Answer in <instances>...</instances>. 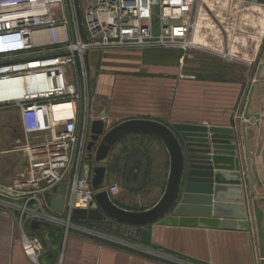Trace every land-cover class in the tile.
I'll list each match as a JSON object with an SVG mask.
<instances>
[{"label":"built area","instance_id":"obj_1","mask_svg":"<svg viewBox=\"0 0 264 264\" xmlns=\"http://www.w3.org/2000/svg\"><path fill=\"white\" fill-rule=\"evenodd\" d=\"M154 1L95 0L82 9L81 0H69L73 8L68 14V0H0V86L9 85L11 94V99L0 98V106L18 108L27 138L19 148L26 157V167L13 183H0V200L28 198L21 209L20 227L24 253L34 264H39L43 240L24 232L27 204L38 202L33 221L62 227L68 235L75 227L74 211L89 210L98 193L91 183L93 168L84 161L93 118L87 113L79 124V93L74 81L76 75L87 78L88 56L98 50L209 49L205 37L202 44L196 37L211 0H157V34ZM221 1L238 5L255 2ZM227 55L223 53L224 58ZM244 63L253 65L250 60ZM77 68H82L80 74L75 73ZM33 84L40 88L30 90ZM68 103L73 105L72 116L57 118L56 107ZM41 133H49L50 138L41 143L30 141V136ZM63 182L68 184L65 211L61 215L45 213L44 193ZM104 190L112 197L120 192V186L112 184Z\"/></svg>","mask_w":264,"mask_h":264},{"label":"rangeland","instance_id":"obj_2","mask_svg":"<svg viewBox=\"0 0 264 264\" xmlns=\"http://www.w3.org/2000/svg\"><path fill=\"white\" fill-rule=\"evenodd\" d=\"M246 1L255 2L238 5L207 1L201 35L199 32L196 40L204 43L205 37L209 49L173 46L92 52L85 60L87 78L74 77L79 93V124L87 113L93 119H100L101 110L105 117L108 115L111 125L160 118H168L171 124L215 126L227 123L229 116L241 106L245 107L264 58V0ZM94 2L81 0L80 7L86 8ZM66 6L71 14L73 6L69 5V0ZM153 11L154 33L157 34L160 21L157 0ZM223 53L228 54L226 58ZM245 60L253 65H245ZM81 69L77 68L75 73L80 74ZM19 115L17 107L0 106V183L4 185L16 181L26 163L19 149L27 139ZM38 138L40 136H31L30 141L36 143ZM85 159L90 168L96 165L88 160V152ZM101 228L103 234L111 236L106 224L102 223ZM103 239L113 245L111 237L103 236ZM136 246L138 244L134 243L128 249L157 262L197 264L181 257L164 258V251L156 247L149 249L153 253L146 254L137 251Z\"/></svg>","mask_w":264,"mask_h":264},{"label":"crops","instance_id":"obj_3","mask_svg":"<svg viewBox=\"0 0 264 264\" xmlns=\"http://www.w3.org/2000/svg\"><path fill=\"white\" fill-rule=\"evenodd\" d=\"M251 87L254 88V92L249 114L259 115L261 119L252 118L246 121L242 118L248 105L247 100L245 107L241 106L236 113L227 118V123L215 126L228 127L232 119H237L239 124L237 135L239 159L244 171L245 198L254 226L253 232L238 228H222V224L214 225L209 221L213 219L208 218L210 223L204 226L201 224L194 227L156 225L153 230L154 245L146 247L141 244L140 236L136 234L134 228L111 221L103 223L108 226L107 232L109 234L112 232L111 236L102 233L100 222H74L75 227L71 229L73 232L70 231L68 235L64 234L62 227H60L61 232L42 228L33 229L32 212L38 210V202L32 200L27 204L24 213L23 228L27 236H38L43 240L44 250L39 255V264H166L149 257L135 255L128 249L132 248L134 243L138 244L135 247L137 251L140 250L147 254L151 249L156 247L161 250L159 246H163L191 259L162 250L165 253L162 254L164 258L181 257L197 264H264V257L260 254L253 212L254 201H257L264 211L262 157L264 150V80L258 78ZM95 121L105 122L106 128L117 125L109 127L108 115L106 117L100 115V119L91 121V137ZM19 122L22 125L20 115ZM242 124L246 125V140L243 137ZM32 136H40L36 143L50 138L49 133ZM23 144L24 142L21 146ZM247 152L249 153L248 158L245 156ZM89 155L88 152V160ZM105 166L107 167L106 186L112 184L120 186V192L111 197L113 203L126 211L144 212L155 207L165 194L171 170V159L160 139L151 135H130L113 148ZM25 167L26 163L23 168ZM248 174L254 177L253 188L250 186ZM3 200L6 202L3 203L0 200V264H34L24 253L23 231L20 227L21 209L26 206L28 198ZM45 209V213L51 212ZM103 236L111 237L113 245L106 244L108 239H103Z\"/></svg>","mask_w":264,"mask_h":264},{"label":"water","instance_id":"obj_4","mask_svg":"<svg viewBox=\"0 0 264 264\" xmlns=\"http://www.w3.org/2000/svg\"><path fill=\"white\" fill-rule=\"evenodd\" d=\"M258 78L264 80V58ZM254 88L251 89L248 105L242 118L246 121L261 119L249 114ZM104 116L105 112L100 111ZM240 119V121L242 120ZM239 124L237 119L230 126H208L184 123H169L168 118L159 121L135 119L106 128L105 122L95 121L88 146L89 161L96 166L92 172V187L98 192L89 210H75V222H108L132 227L146 247L153 246L154 226L194 227L206 225L208 219L222 228L241 229L253 232V223L248 210L244 190V171L239 159L237 144ZM244 140L247 138L246 125L242 124ZM130 135H151L160 139L167 148L171 159V170L165 194L158 204L144 212H131L119 208L105 191L108 161L113 148ZM246 158L249 153L245 154ZM264 164V150L262 153ZM250 186L254 177L248 174ZM68 184L61 183L44 193L48 209L57 215L63 214L66 205ZM254 192V190L252 191ZM255 227L257 229L260 254L264 257V211L258 202H253ZM33 229H48L58 232L62 228L34 221ZM161 250L170 251L163 246ZM177 255L188 256L170 251ZM191 259V258H190Z\"/></svg>","mask_w":264,"mask_h":264},{"label":"bare ground","instance_id":"obj_5","mask_svg":"<svg viewBox=\"0 0 264 264\" xmlns=\"http://www.w3.org/2000/svg\"><path fill=\"white\" fill-rule=\"evenodd\" d=\"M9 88H10L9 85L7 84L0 86V98L1 99L3 100L11 99ZM39 88H40L39 85L33 84V87H31L30 90H37ZM72 108H73V105L70 103L57 106L55 109V116L59 119H67L72 116ZM111 124L112 122L109 121L108 126L110 127Z\"/></svg>","mask_w":264,"mask_h":264},{"label":"trees","instance_id":"obj_6","mask_svg":"<svg viewBox=\"0 0 264 264\" xmlns=\"http://www.w3.org/2000/svg\"><path fill=\"white\" fill-rule=\"evenodd\" d=\"M80 223H82V222H80ZM84 223H86V222H84ZM87 223H90V222H87ZM92 223V222H91ZM102 223V222H101ZM104 223V222H103ZM146 257V256H145Z\"/></svg>","mask_w":264,"mask_h":264}]
</instances>
